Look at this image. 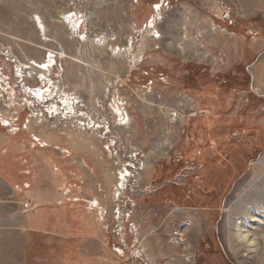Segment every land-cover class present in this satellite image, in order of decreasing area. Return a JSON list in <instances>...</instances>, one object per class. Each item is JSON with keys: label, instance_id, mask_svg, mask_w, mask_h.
<instances>
[{"label": "rangeland", "instance_id": "obj_1", "mask_svg": "<svg viewBox=\"0 0 264 264\" xmlns=\"http://www.w3.org/2000/svg\"><path fill=\"white\" fill-rule=\"evenodd\" d=\"M263 53L235 0H0L1 166L52 191L27 264H255Z\"/></svg>", "mask_w": 264, "mask_h": 264}, {"label": "crops", "instance_id": "obj_2", "mask_svg": "<svg viewBox=\"0 0 264 264\" xmlns=\"http://www.w3.org/2000/svg\"><path fill=\"white\" fill-rule=\"evenodd\" d=\"M235 1L247 18L260 14L264 19V0ZM5 157V154H1L0 161ZM18 175L9 164L1 166L0 162V264H27L30 237L39 235L33 226L38 219L37 208L43 204L45 194L52 193L42 192L37 184L33 186L31 181L23 178L24 173ZM25 202H29L28 210L23 209ZM55 204L52 202L50 206Z\"/></svg>", "mask_w": 264, "mask_h": 264}, {"label": "bare ground", "instance_id": "obj_3", "mask_svg": "<svg viewBox=\"0 0 264 264\" xmlns=\"http://www.w3.org/2000/svg\"><path fill=\"white\" fill-rule=\"evenodd\" d=\"M39 30L44 32V26L42 21L37 19ZM47 62L41 65H36L40 70H45L46 72L50 70L52 66L55 65V60L50 58ZM33 65V64H32ZM35 66V67H36ZM46 78V76H45ZM57 108V107H56ZM38 140V139H37ZM105 151L111 155V147H106ZM113 157V155L111 156ZM124 168L119 173V178L116 182V193H120L125 188V182L129 172ZM252 202L257 204V210L260 215L256 216L253 211L242 212L240 219L237 222H232L229 224V231H235V241L237 242V249L244 248L249 253H255L258 251L259 247H262L261 255L262 257L255 260V264H264V236L263 240H260L259 236L264 234V181L260 184L258 190H252L251 192ZM245 203V200L241 202V205ZM91 209L96 211L103 210L99 201L94 200L90 203ZM260 242V243H259Z\"/></svg>", "mask_w": 264, "mask_h": 264}, {"label": "built area", "instance_id": "obj_4", "mask_svg": "<svg viewBox=\"0 0 264 264\" xmlns=\"http://www.w3.org/2000/svg\"><path fill=\"white\" fill-rule=\"evenodd\" d=\"M0 71H1V70H0ZM0 74H1V72H0ZM1 125H2V124H1ZM3 125H4V124H3ZM3 127H5V125H4ZM34 141H35L36 143H39V142H40V141L37 140V139H35ZM24 207H28V204H25Z\"/></svg>", "mask_w": 264, "mask_h": 264}]
</instances>
